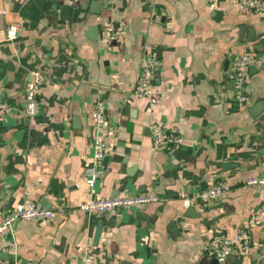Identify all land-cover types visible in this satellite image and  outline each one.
<instances>
[{
	"label": "crops",
	"instance_id": "0c3cea01",
	"mask_svg": "<svg viewBox=\"0 0 264 264\" xmlns=\"http://www.w3.org/2000/svg\"><path fill=\"white\" fill-rule=\"evenodd\" d=\"M236 2L0 0V102L10 107L0 120V220L26 194L54 212L16 221L0 240V264H220L205 247L249 227L264 205V186L246 184L264 175V68L248 70L245 109L227 77L236 55L264 56V15ZM109 22L123 27L120 41H110ZM10 25L18 35L5 40ZM145 52L161 61L156 103L134 94ZM36 71L45 79L29 117ZM98 101L106 127L91 116ZM152 123L179 127L184 142L155 148ZM98 139L112 149L97 167ZM94 167L102 172L89 186ZM214 183L231 191L190 206L179 197L180 188ZM145 192L164 199L107 213L78 208L96 195ZM250 230L262 245L222 264H264V215Z\"/></svg>",
	"mask_w": 264,
	"mask_h": 264
},
{
	"label": "built area",
	"instance_id": "2783aa9c",
	"mask_svg": "<svg viewBox=\"0 0 264 264\" xmlns=\"http://www.w3.org/2000/svg\"><path fill=\"white\" fill-rule=\"evenodd\" d=\"M236 8L240 10L257 11L264 15V0H237ZM106 31L110 41H120L124 29L121 25L109 22L106 24ZM18 35V27L10 25L7 29L5 40H13ZM161 66V61L152 52H145L141 64L139 75L136 81L134 94L138 97L147 98L150 102L158 101V93L153 90V78ZM251 66L264 68V56L253 55L251 53H242L236 55L228 68L227 77L234 84L235 98L240 108L245 109L251 101V96L247 90V73ZM44 75L40 71L32 74V79L27 84L25 92V113L32 117L36 114L38 108L37 93L44 83ZM10 111V107L5 102H0V120H2ZM92 119L97 127H106L109 125V119L105 113L103 102L98 101L91 113ZM154 147L157 149L176 147L184 142V135L179 127L166 128L157 123L150 126ZM112 146L105 139H98L95 144L94 160L98 167L103 159L111 152ZM100 169L91 168L87 171V183L93 186L95 179L101 174ZM247 185L264 186L263 176H252L246 180ZM232 186L226 183H214L191 193L180 188L179 197L187 206L195 202L207 203L212 200H218L226 197L231 191ZM164 198L155 192H145L140 194H129L119 196H101L91 197L78 206L83 214H97L116 211L133 206H140L151 202H160ZM54 212L50 208H45L40 203L35 202L29 194L25 195L23 202L7 212L0 220V240L13 231V225L17 220H31L44 222L50 220ZM264 215V205L255 212L249 221V227H243L233 238L221 237L210 242L205 251L208 256L223 261L229 255L239 252L247 254L252 246H260L261 242L255 240L251 234L250 227L260 224ZM82 250V249H81ZM86 263L92 261L89 248L86 247L82 254Z\"/></svg>",
	"mask_w": 264,
	"mask_h": 264
},
{
	"label": "water",
	"instance_id": "95a60500",
	"mask_svg": "<svg viewBox=\"0 0 264 264\" xmlns=\"http://www.w3.org/2000/svg\"><path fill=\"white\" fill-rule=\"evenodd\" d=\"M17 221H18V220H17ZM214 260H216V261L220 262V264H222V263H224V262H225V260H223V261H219V260H217V259H215V258H214Z\"/></svg>",
	"mask_w": 264,
	"mask_h": 264
}]
</instances>
